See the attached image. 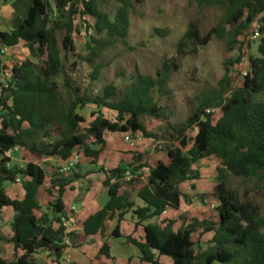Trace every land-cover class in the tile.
<instances>
[{"label":"trees","instance_id":"trees-1","mask_svg":"<svg viewBox=\"0 0 264 264\" xmlns=\"http://www.w3.org/2000/svg\"><path fill=\"white\" fill-rule=\"evenodd\" d=\"M111 1L119 3L113 16L100 8L101 3ZM190 1L200 9L219 8L222 16L204 34L196 22H189L176 43L177 57L164 59L154 75L136 72L126 91L108 83L101 95L96 96L82 90L68 72L66 63H70L71 72L80 60L93 64L90 77L97 79L103 65L95 64V58L114 44L128 45L131 14L145 0L13 2L12 29L0 31V219L5 207H11L14 215L10 224L12 235L5 237L0 232V241L12 243L14 253L11 260L0 256V264H36L34 254L39 251L48 252L59 264L68 249L65 238L73 242L78 238V233L66 232L62 222L66 218L64 189L72 180L79 179L80 174H54L50 183L57 193L37 217L34 211L40 209L37 197L45 182V171L34 162L11 165L6 153L21 147L30 153L61 160L78 154L88 165L96 166L100 148L105 145V132H129L130 136L140 133L146 139H162L169 162L158 161L149 167L146 182L137 193L142 206L128 201L119 189L124 182L128 185L142 182V169L148 167L146 153L134 152L131 163L113 169L98 168L105 174L103 185L108 189L109 201L84 221L86 235L102 233L105 220L116 210L120 211V219L135 207L133 215L138 225L159 217L167 208L179 209L184 197L180 185L198 180L200 173L194 165L212 157L219 159L213 188L217 200L216 223L192 219L182 230L173 231L170 221L154 222L144 227V242L131 237L126 238L127 242L136 246L141 260L149 264H161V258L169 259L171 264H264V211L247 197L237 199L227 186L230 176L254 180L257 185L264 183V0ZM255 21L260 22L256 26L261 32L257 55L248 57L249 69L236 86L237 75L232 73V67L241 62L249 48V32ZM81 27L88 36L86 56L76 53L75 35ZM213 37L226 39L229 48L239 52L237 58L224 61L221 78L210 90L196 97L191 114L183 122L170 124L163 136L148 131L141 117L168 119L153 92H166L172 71L179 68L178 58L196 56L199 48L207 46ZM21 42L32 59L7 67L4 49L14 48ZM117 95L118 100L113 101ZM90 104L116 112L115 120L105 118L100 112L94 113L81 132L79 126L85 119L78 110ZM189 130H196L193 137L187 135ZM47 138L54 139L48 143ZM93 145L99 148L94 149ZM127 172L129 179H126ZM17 178L24 190L20 200L11 199L4 186L16 182ZM190 186L195 188L193 183ZM51 188L46 190L48 195H52ZM204 196L199 195L202 200ZM181 219L186 221L183 216ZM54 223L59 226L54 228ZM200 227L213 231L206 248L192 240L193 232ZM108 249L105 242L101 253L109 256Z\"/></svg>","mask_w":264,"mask_h":264},{"label":"rangeland","instance_id":"rangeland-1","mask_svg":"<svg viewBox=\"0 0 264 264\" xmlns=\"http://www.w3.org/2000/svg\"><path fill=\"white\" fill-rule=\"evenodd\" d=\"M15 1L17 2V0ZM118 6L119 3L115 1L100 4L101 10L108 12L111 16L114 15ZM221 16L222 11L219 8L200 9L190 0H145L144 3L136 5L135 13L131 14L128 45L122 43L114 44L100 51L98 57L95 58V64L103 65L97 79L93 80L90 77L93 64L81 60L78 61L77 67L72 72L70 63H66L67 70L82 90L87 91L91 96L101 95L104 86L108 83H114L118 90L126 91V87L133 82L132 76L136 72L143 75H154L164 59L177 57L176 43L186 31L189 22H196L201 33L204 34L219 21ZM87 20L90 23L93 22L90 17H87ZM258 24L260 22L255 21L253 27L255 28ZM259 40L260 38L253 39L249 32V48L245 50L241 62L232 67V73L237 75L234 85L241 84L242 73L249 69L248 57L257 55ZM87 41L86 31L84 27H81L80 33L75 35L76 53L83 56L89 54L86 48ZM238 54L237 50L232 51L229 48L226 39L213 37L207 46L199 48L196 56L178 58L179 68L176 71H172L165 89L166 92L160 94L157 91L153 92L157 105L166 113L168 119H156L150 116L141 117L146 129L156 133L158 136H163L164 131L170 124L183 122L191 114L196 97L203 91L210 90L221 78L224 71V61L228 58L236 59ZM27 58H31L28 49L25 46H20L17 50H13L12 53L8 52V54H5L4 62L10 68L14 63H20ZM118 95L112 100H118ZM97 112H100L111 121L115 120L116 112L104 107L98 109L92 104L87 105L84 109L78 110L79 115L85 119V122L79 126L81 132L85 131L92 120V115ZM195 133L196 130H189L187 135L193 137ZM138 135L141 149H156V151L164 149L165 142L162 139L156 141L143 138L140 133ZM131 138L133 139L134 136L131 135ZM53 139L47 138L45 142L52 143ZM92 147H95V145ZM19 149L11 154V157L15 158L13 160L14 163L24 166L28 161H35L40 164L46 171L47 186L49 185V178H52L54 174L69 172L70 176L77 168L76 166L74 168L70 167V169L61 172L60 170L64 166L57 157L42 156L28 151L26 154H18L20 152ZM25 150H22V152ZM165 157L166 162L167 160L169 162L167 153ZM203 160L198 161L194 168L199 169L202 166V171L208 174L212 164L210 161L213 160H206L205 166L201 165ZM213 180L215 183V178ZM204 184L206 185V182ZM227 186L234 192L237 199L242 200L247 197L258 203L262 211H264V183L257 185L254 180H244L230 176L227 179ZM208 193L213 195L212 189H209ZM208 193L206 194L208 195ZM45 198L47 199V196L44 193L41 198L42 201ZM208 198L209 196H207ZM45 206L46 204L43 205V207ZM37 214L39 215L40 212L37 211ZM215 217H217V213Z\"/></svg>","mask_w":264,"mask_h":264},{"label":"crops","instance_id":"crops-1","mask_svg":"<svg viewBox=\"0 0 264 264\" xmlns=\"http://www.w3.org/2000/svg\"><path fill=\"white\" fill-rule=\"evenodd\" d=\"M14 1L15 0H0V31L12 29L15 14V9L13 7ZM20 46H24L22 42L14 48H5L4 55L8 54V52L12 53L13 50H17ZM24 126L26 127L27 124ZM125 134L126 133L121 132L104 133L103 138L105 145L100 148L96 166L88 165L85 159L78 155V166L76 165L77 168L73 171V174L78 173L81 177L79 179L72 180L65 187L63 194L65 215L67 216L70 214L72 207L76 209V222L74 225L68 226L66 232H76L78 233V238L75 242H73L69 237L65 238L70 241V245L68 246L64 257L59 264H149L141 260L139 249L133 244L127 242L126 239L127 237H131L137 242H144V227L146 225L154 222L170 221L172 222V230L179 231L188 225L192 219L206 221L208 223H216V212H214L215 210H212L211 205L214 204L217 206V202L214 199L215 197H213L214 195H209L208 191L209 189H212L213 191L215 185L213 179L216 176L215 171L219 164V159L205 158L204 160L202 159L203 161L201 165L203 166H205L204 164L206 160L215 161H210L212 164L208 174H205L202 171L203 167L201 166L197 169L200 173V178L198 180L187 181L180 185V190L184 194V197L181 198L179 209L176 210L173 208H167L159 217L142 221L138 225H136L137 218L133 215V209H135V207L125 212L123 217L120 219V211L116 210L110 218L105 220L102 233L99 231L93 235H86L83 232L84 221L90 215L102 209L109 201L108 189L103 185L105 174L104 172L99 171L98 168L103 167L104 169H113L120 164L131 163L133 161L134 152L146 153L147 160H145L148 163V167L142 169V182L136 185H128L124 182L119 189V193L126 196L128 201H133L136 205L142 206L143 204L137 197V193L146 182L149 174V167L155 166L158 161L168 164V160L166 162L165 159L166 152H163V149H159V151H156V149H141L139 143L140 137L138 133L133 135L134 138L132 139V145L124 140ZM95 148L99 147H94V149ZM18 149L20 151L18 154H26L27 152L24 148L15 147L8 151L6 155L10 157L11 165L16 164L23 166L21 164L14 163L13 160H15V158L11 157V154H13L14 151H18ZM22 150L25 151L22 152ZM73 156L74 155H72L68 160L57 159L62 161L63 166H67V163ZM28 162L36 163L35 161ZM69 174V172L64 173V176H69ZM50 179L51 177L49 178V185L47 186L45 177L44 184L38 190L37 199L40 209L34 211L37 217L41 215L42 211L45 210L48 201L53 200L54 195L57 193L56 188H51ZM205 182L207 187L204 184ZM191 183L194 184V189L191 188ZM4 186L11 199L20 200L24 197V190L20 180L18 182L5 183ZM49 188L52 190V195H48L46 192ZM44 193L46 194L47 199L45 198L42 201L41 198ZM206 193H208V195ZM200 194H206V196L203 197V200L199 197ZM207 196H209V200L207 199ZM44 204H46L45 207H43ZM37 211L40 212L39 215L37 214ZM13 215L14 212L11 207H5L1 211L0 232L5 237H10L12 235L10 224ZM181 216L186 218L185 222H183ZM165 224L166 222H164L163 226H165ZM53 226L54 228H57L59 224L54 223ZM113 233H116L117 236H113ZM212 236L213 231H206L200 227L193 232L192 240L199 247L206 248L207 242L212 238ZM105 242H107L109 246V256L101 253V248ZM13 253L14 248L12 243L0 241L1 257L11 260ZM34 259L36 264H58L46 251H39L35 253ZM159 262L161 264H171V261L167 258H161Z\"/></svg>","mask_w":264,"mask_h":264},{"label":"built area","instance_id":"built-area-1","mask_svg":"<svg viewBox=\"0 0 264 264\" xmlns=\"http://www.w3.org/2000/svg\"><path fill=\"white\" fill-rule=\"evenodd\" d=\"M251 37L253 39H258L261 37V32L259 30V26H255V28L253 27L252 32H251ZM247 71H244L242 74L245 75ZM124 140L129 142L131 145L133 143L132 138L130 136L129 133H126L124 136ZM79 156L78 154H74V156L70 159V161L67 163V166H64L60 171H66L67 169H70V167H75L78 164V159ZM130 174L127 172L126 173V179H129ZM16 181H19V178L16 179ZM212 209L216 208V205L212 204L211 205ZM75 213H76V209L74 207L71 208L70 210V214L66 216L65 219H63L62 225L67 229L68 226L74 225L76 222V218H75ZM65 244L66 245H70V241L65 239Z\"/></svg>","mask_w":264,"mask_h":264}]
</instances>
